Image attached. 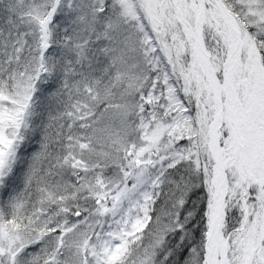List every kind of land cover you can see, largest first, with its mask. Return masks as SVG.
I'll return each mask as SVG.
<instances>
[{"label":"snow or ice","instance_id":"obj_1","mask_svg":"<svg viewBox=\"0 0 264 264\" xmlns=\"http://www.w3.org/2000/svg\"><path fill=\"white\" fill-rule=\"evenodd\" d=\"M0 264H264V0H0Z\"/></svg>","mask_w":264,"mask_h":264}]
</instances>
